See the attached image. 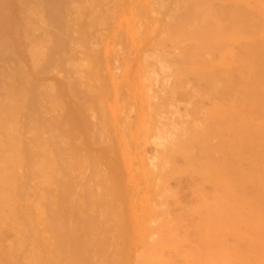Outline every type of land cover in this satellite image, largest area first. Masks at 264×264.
<instances>
[{"label":"bare ground","instance_id":"obj_1","mask_svg":"<svg viewBox=\"0 0 264 264\" xmlns=\"http://www.w3.org/2000/svg\"><path fill=\"white\" fill-rule=\"evenodd\" d=\"M0 264H264V0H0Z\"/></svg>","mask_w":264,"mask_h":264},{"label":"rangeland","instance_id":"obj_2","mask_svg":"<svg viewBox=\"0 0 264 264\" xmlns=\"http://www.w3.org/2000/svg\"><path fill=\"white\" fill-rule=\"evenodd\" d=\"M73 29H74V27H72ZM98 31L101 33V34H103L104 32H105V29H104V27L103 26H99V29H98ZM74 32V33H73ZM73 32H71V36H74V34L76 35V33H75V31H73ZM73 34V35H72ZM70 35H68V37H69V39H70ZM74 38V37H73ZM93 41V40H92ZM121 45H122V48H120L121 47ZM118 48V49H117ZM122 49H123V43H122V41H117V44H116V52L119 54V56H118V54L116 55L117 56V58L119 59V61H118V63H120V60H121V57H122V55L120 54V52H122ZM169 49V50H168ZM149 50H151V51H149ZM164 51H166V53H169L170 51H171V48H170V46H168V47H166V49L164 50ZM169 51V52H168ZM78 53H76L75 54V56L77 55V56H81V54L79 53V51H77ZM147 53H149V56L152 58V55L154 54L153 53V51H152V49L151 48H148L147 49ZM153 53V54H152ZM151 54V55H150ZM76 56V57H77ZM75 57V58H76ZM151 58H149L150 60H152ZM77 59H80V57H77ZM150 63H151V61H149ZM154 67V66H153ZM153 67H149V69H155V67L153 68ZM51 70V69H50ZM50 70H48L47 71V73L49 74H46V78L48 79L49 77H55L57 74H60V72L56 69H54V68H52V74H51V71ZM57 71V73L55 72V71ZM59 72V73H58ZM117 72H119V68H118V71ZM55 73V74H54ZM62 74V73H61ZM49 76V77H48ZM165 77L166 78H168L169 77V74H167V75H165ZM171 77V76H170ZM52 79V78H51ZM171 80H169V78L167 79V82L168 81H170V83L172 82V78H170ZM169 83V82H168ZM155 84H157L155 87H154V85ZM159 84L157 83V82H155L154 84H153V88L154 89H156V88H158L159 86H158ZM158 86V87H157ZM180 98H181V100H180ZM179 99H178V102L176 103V105L175 106H173L172 108H174V107H177V108H181V111H183L185 108L183 107V106H186V101H185V99L183 98L182 99V97H180ZM181 101H182V103H181ZM185 101V102H184ZM184 103V105L182 106V104ZM182 108H183V110H182ZM170 109V110H169ZM173 110V109H172ZM172 110H171V107L169 106H167V108H165V109H163V111H161L160 112V119L162 120L163 118H166V117H168V116H172ZM180 110V109H179ZM166 111V112H165ZM170 111V112H169ZM161 113H163L162 115H161ZM169 113V114H168ZM132 115V114H131ZM164 116V117H163ZM152 141L154 142V139L152 138ZM151 143V141L148 143V145L145 147V152H146V154L148 153L149 154V156H155V154L157 153V149L159 148L158 147V145H156V143ZM147 154V155H148ZM169 181H170V183H169ZM183 181V182H182ZM181 182L180 181H178L177 179H173V178H170V179H167L163 184V186H164V188L168 191V189H169V191L171 190H175L179 185L180 186H184V185H188L189 184V182L187 181V179L185 178L184 180H182ZM187 181V182H186ZM179 182V183H178ZM166 183H168V184H166ZM170 184V185H169ZM178 184V185H177ZM182 184V185H181ZM169 185V186H168ZM170 186H171V188H170ZM176 186V187H175ZM175 188V189H174ZM186 187L184 186L183 187V191L181 192V194H180V199H182V200H187L188 199V197H189V192H188V188H186ZM186 190V191H185ZM160 191H162V188L161 187H159V186H157V189H156V192L158 193V195L160 194V196L162 195V192H160ZM187 195V196H186Z\"/></svg>","mask_w":264,"mask_h":264}]
</instances>
